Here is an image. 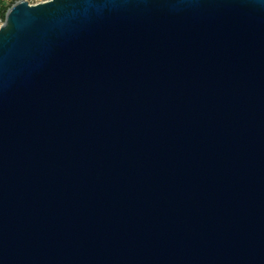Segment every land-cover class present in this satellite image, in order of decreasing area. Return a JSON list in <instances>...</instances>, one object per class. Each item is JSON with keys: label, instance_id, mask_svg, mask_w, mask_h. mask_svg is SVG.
<instances>
[{"label": "water", "instance_id": "obj_1", "mask_svg": "<svg viewBox=\"0 0 264 264\" xmlns=\"http://www.w3.org/2000/svg\"><path fill=\"white\" fill-rule=\"evenodd\" d=\"M0 264H264V0L15 2Z\"/></svg>", "mask_w": 264, "mask_h": 264}, {"label": "rangeland", "instance_id": "obj_2", "mask_svg": "<svg viewBox=\"0 0 264 264\" xmlns=\"http://www.w3.org/2000/svg\"><path fill=\"white\" fill-rule=\"evenodd\" d=\"M19 0H0V26L4 23L5 20V14L9 8L13 6L15 2ZM32 5L42 3V2H47L50 0H26Z\"/></svg>", "mask_w": 264, "mask_h": 264}, {"label": "built area", "instance_id": "obj_3", "mask_svg": "<svg viewBox=\"0 0 264 264\" xmlns=\"http://www.w3.org/2000/svg\"><path fill=\"white\" fill-rule=\"evenodd\" d=\"M30 4V3H29ZM32 5V4H31Z\"/></svg>", "mask_w": 264, "mask_h": 264}]
</instances>
